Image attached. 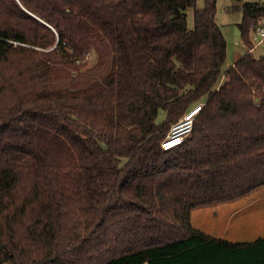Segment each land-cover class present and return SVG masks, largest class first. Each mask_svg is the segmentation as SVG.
<instances>
[{"label":"trees","instance_id":"16d2710c","mask_svg":"<svg viewBox=\"0 0 264 264\" xmlns=\"http://www.w3.org/2000/svg\"><path fill=\"white\" fill-rule=\"evenodd\" d=\"M238 9L223 73L217 0H0V264H264L192 221L264 186V2Z\"/></svg>","mask_w":264,"mask_h":264},{"label":"rangeland","instance_id":"374dc122","mask_svg":"<svg viewBox=\"0 0 264 264\" xmlns=\"http://www.w3.org/2000/svg\"><path fill=\"white\" fill-rule=\"evenodd\" d=\"M237 1L217 0V22L227 40V59L223 73L233 65L241 54L246 52L239 27L242 12L239 9L230 11V7ZM203 5L204 0H197L198 7H203ZM193 18L194 8L190 7L188 9V20L191 25L193 24ZM254 52L256 56H260L264 50L258 48ZM183 116L172 124L166 136ZM192 221L195 226L206 232L224 236L231 240L257 238V236L264 234V186L230 202L195 208L192 211Z\"/></svg>","mask_w":264,"mask_h":264},{"label":"built area","instance_id":"2783aa9c","mask_svg":"<svg viewBox=\"0 0 264 264\" xmlns=\"http://www.w3.org/2000/svg\"><path fill=\"white\" fill-rule=\"evenodd\" d=\"M251 34L253 45L249 50L252 51L255 48L264 47V24H254L251 29ZM202 106L203 103L196 104L185 112L183 118L162 141L163 148L169 149L175 144L178 145L191 134L196 116L202 109Z\"/></svg>","mask_w":264,"mask_h":264},{"label":"crops","instance_id":"0c3cea01","mask_svg":"<svg viewBox=\"0 0 264 264\" xmlns=\"http://www.w3.org/2000/svg\"><path fill=\"white\" fill-rule=\"evenodd\" d=\"M213 234V233H212ZM259 236H264V234H262V235H259ZM259 236H257V237H259ZM256 238V237H255ZM255 238H253V239H255ZM238 240H247V238H239Z\"/></svg>","mask_w":264,"mask_h":264},{"label":"bare ground","instance_id":"6f19581e","mask_svg":"<svg viewBox=\"0 0 264 264\" xmlns=\"http://www.w3.org/2000/svg\"><path fill=\"white\" fill-rule=\"evenodd\" d=\"M174 146H176V144H175V145H173V146H171V148H172V147H174Z\"/></svg>","mask_w":264,"mask_h":264},{"label":"water","instance_id":"95a60500","mask_svg":"<svg viewBox=\"0 0 264 264\" xmlns=\"http://www.w3.org/2000/svg\"><path fill=\"white\" fill-rule=\"evenodd\" d=\"M261 2H264V0H263V1H261Z\"/></svg>","mask_w":264,"mask_h":264}]
</instances>
